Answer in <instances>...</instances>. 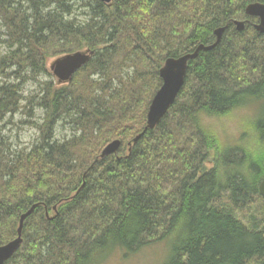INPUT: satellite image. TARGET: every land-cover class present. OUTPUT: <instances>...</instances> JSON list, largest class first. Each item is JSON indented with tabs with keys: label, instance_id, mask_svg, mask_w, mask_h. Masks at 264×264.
I'll list each match as a JSON object with an SVG mask.
<instances>
[{
	"label": "trees",
	"instance_id": "1",
	"mask_svg": "<svg viewBox=\"0 0 264 264\" xmlns=\"http://www.w3.org/2000/svg\"><path fill=\"white\" fill-rule=\"evenodd\" d=\"M256 1L264 2L0 0L9 47L0 55V121L19 109L21 85L47 72L48 58L93 51L70 82H42L37 105L46 112L30 122L38 141L11 150L0 137V245L34 205L4 264H98L117 247L164 239L174 241L167 264H264V34L245 14ZM222 26L219 43L188 61L161 120L132 142L165 59L213 43ZM250 105L249 125L232 142L208 122ZM63 115L73 132L58 139ZM114 139L117 151L100 157Z\"/></svg>",
	"mask_w": 264,
	"mask_h": 264
},
{
	"label": "rangeland",
	"instance_id": "2",
	"mask_svg": "<svg viewBox=\"0 0 264 264\" xmlns=\"http://www.w3.org/2000/svg\"><path fill=\"white\" fill-rule=\"evenodd\" d=\"M74 14L77 15L78 20H82L85 17L83 10L77 6ZM3 31L4 29L0 26V32L2 33ZM3 38L4 36L1 37V39ZM8 49L9 47L5 42L0 41V55L6 53ZM57 56L48 58L46 63L47 72L35 77V79L27 78L23 82L20 88L22 99L19 109L12 116L6 115L0 121V137L2 136L5 142L10 145L11 150L29 148L34 142L38 141L40 131L30 122L41 124L46 112L45 108L37 105L43 93L41 91L42 82L50 81L55 86L63 85L58 83L57 78L49 68L51 62ZM34 96L35 98H32ZM253 112L254 106L250 105L239 110L235 115L224 118L221 122L215 119H211L208 122L216 128L223 139L232 142L233 138L242 129L241 127L249 125V119L253 116ZM69 120L70 117L67 115L57 118L53 126L55 138L61 139L63 136H71L74 124L69 122ZM173 242V239H164L132 252L117 247L98 264H167Z\"/></svg>",
	"mask_w": 264,
	"mask_h": 264
},
{
	"label": "water",
	"instance_id": "3",
	"mask_svg": "<svg viewBox=\"0 0 264 264\" xmlns=\"http://www.w3.org/2000/svg\"><path fill=\"white\" fill-rule=\"evenodd\" d=\"M110 2V0H103ZM245 14L257 17V22L253 23L256 31L264 34V2H252L245 7ZM235 28L241 31L245 26L244 20H233ZM225 26L214 30L215 41L211 44H199L192 52L185 53L177 57H167L159 69L161 84L154 93L146 114V126L143 131L133 137L132 142L137 141L148 128H153L174 103L181 87L184 84L188 61L195 59L200 50L207 51L213 49L220 41ZM91 50H78L56 57L50 64V70L57 78L58 83L70 82L73 74L82 67L92 56ZM130 144V142L128 143ZM120 146V141L114 139L107 143L100 152V157L115 153ZM258 192L264 198V178L258 185ZM34 205L22 213L19 218L17 235L14 239L0 245V264H4L19 249L22 243V228L24 219L32 213Z\"/></svg>",
	"mask_w": 264,
	"mask_h": 264
},
{
	"label": "bare ground",
	"instance_id": "4",
	"mask_svg": "<svg viewBox=\"0 0 264 264\" xmlns=\"http://www.w3.org/2000/svg\"><path fill=\"white\" fill-rule=\"evenodd\" d=\"M57 11V10H56ZM31 71V70H30ZM131 142V141H130Z\"/></svg>",
	"mask_w": 264,
	"mask_h": 264
}]
</instances>
